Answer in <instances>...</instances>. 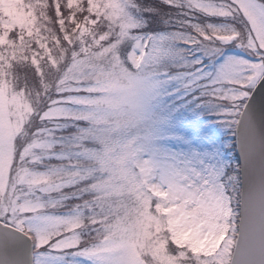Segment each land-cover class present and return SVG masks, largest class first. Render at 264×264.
I'll return each instance as SVG.
<instances>
[{"label":"snow or ice","instance_id":"1","mask_svg":"<svg viewBox=\"0 0 264 264\" xmlns=\"http://www.w3.org/2000/svg\"><path fill=\"white\" fill-rule=\"evenodd\" d=\"M0 264H264V0H0Z\"/></svg>","mask_w":264,"mask_h":264}]
</instances>
